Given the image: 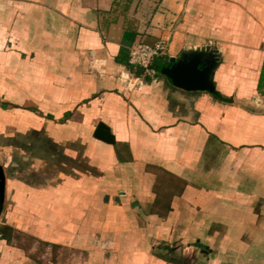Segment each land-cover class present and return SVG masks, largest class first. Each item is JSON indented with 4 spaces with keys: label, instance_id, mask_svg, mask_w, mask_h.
I'll list each match as a JSON object with an SVG mask.
<instances>
[{
    "label": "crops",
    "instance_id": "obj_1",
    "mask_svg": "<svg viewBox=\"0 0 264 264\" xmlns=\"http://www.w3.org/2000/svg\"><path fill=\"white\" fill-rule=\"evenodd\" d=\"M0 166V264H264V0H0Z\"/></svg>",
    "mask_w": 264,
    "mask_h": 264
},
{
    "label": "water",
    "instance_id": "obj_2",
    "mask_svg": "<svg viewBox=\"0 0 264 264\" xmlns=\"http://www.w3.org/2000/svg\"><path fill=\"white\" fill-rule=\"evenodd\" d=\"M220 52L211 46L185 49L177 58H170L160 68L175 87L187 91H208L217 96L213 83L214 70L219 64ZM5 192V175L0 166V211Z\"/></svg>",
    "mask_w": 264,
    "mask_h": 264
},
{
    "label": "built area",
    "instance_id": "obj_3",
    "mask_svg": "<svg viewBox=\"0 0 264 264\" xmlns=\"http://www.w3.org/2000/svg\"><path fill=\"white\" fill-rule=\"evenodd\" d=\"M167 42L160 40L153 45L146 44L144 42H137L129 49V59L128 62L130 66L134 69L139 70L142 77L149 79L151 82L155 83L158 80V71L154 67V62L157 58L166 54ZM128 84H130L131 78L129 75L124 77ZM142 80L141 78H136V82ZM254 104L258 106V100H254ZM0 239H2V234L0 232Z\"/></svg>",
    "mask_w": 264,
    "mask_h": 264
},
{
    "label": "trees",
    "instance_id": "obj_4",
    "mask_svg": "<svg viewBox=\"0 0 264 264\" xmlns=\"http://www.w3.org/2000/svg\"><path fill=\"white\" fill-rule=\"evenodd\" d=\"M9 228H4V227H2V228H0V232H1V234H2V237L4 238H6L8 235H10V232H11V230L9 229Z\"/></svg>",
    "mask_w": 264,
    "mask_h": 264
},
{
    "label": "rangeland",
    "instance_id": "obj_5",
    "mask_svg": "<svg viewBox=\"0 0 264 264\" xmlns=\"http://www.w3.org/2000/svg\"><path fill=\"white\" fill-rule=\"evenodd\" d=\"M159 75V74H158Z\"/></svg>",
    "mask_w": 264,
    "mask_h": 264
}]
</instances>
